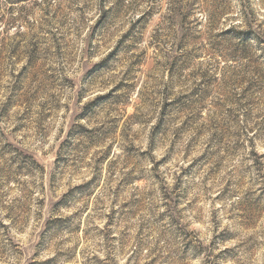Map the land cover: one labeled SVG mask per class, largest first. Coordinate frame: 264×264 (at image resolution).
<instances>
[{"label": "rangeland", "instance_id": "rangeland-1", "mask_svg": "<svg viewBox=\"0 0 264 264\" xmlns=\"http://www.w3.org/2000/svg\"><path fill=\"white\" fill-rule=\"evenodd\" d=\"M0 264H264V0H0Z\"/></svg>", "mask_w": 264, "mask_h": 264}]
</instances>
